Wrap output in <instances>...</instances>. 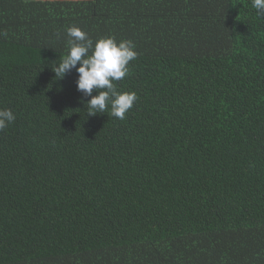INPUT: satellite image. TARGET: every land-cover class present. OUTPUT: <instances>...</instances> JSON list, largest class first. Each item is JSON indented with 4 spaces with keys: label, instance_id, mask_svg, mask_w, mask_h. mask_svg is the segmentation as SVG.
<instances>
[{
    "label": "trees",
    "instance_id": "16d2710c",
    "mask_svg": "<svg viewBox=\"0 0 264 264\" xmlns=\"http://www.w3.org/2000/svg\"><path fill=\"white\" fill-rule=\"evenodd\" d=\"M11 1L22 9L0 4V108L16 116L0 130V264H264V12L68 0L62 15L57 0ZM72 25L135 43L115 82L138 96L124 120L110 105L88 116L75 69L56 76Z\"/></svg>",
    "mask_w": 264,
    "mask_h": 264
},
{
    "label": "clouds",
    "instance_id": "9594fccd",
    "mask_svg": "<svg viewBox=\"0 0 264 264\" xmlns=\"http://www.w3.org/2000/svg\"><path fill=\"white\" fill-rule=\"evenodd\" d=\"M252 7L258 13L264 12V0H252ZM66 32L69 51L54 69L56 76L63 78L75 69L77 90L84 97H91L85 106L87 115L106 113L110 105V114L124 120L138 96L135 91H119L115 82L129 74L130 62L137 59L135 43L131 39L117 40L113 35L93 41L78 25L69 26ZM93 91L97 94L93 95ZM15 119L11 109L0 108V130Z\"/></svg>",
    "mask_w": 264,
    "mask_h": 264
},
{
    "label": "crops",
    "instance_id": "0c3cea01",
    "mask_svg": "<svg viewBox=\"0 0 264 264\" xmlns=\"http://www.w3.org/2000/svg\"><path fill=\"white\" fill-rule=\"evenodd\" d=\"M9 1H11V0H2V3H0L3 6V9L5 11H7L8 13H10V12L13 13L16 10L22 9V5L15 3V6H11V5H9ZM15 1H24V0H15ZM35 1H45V0H35ZM49 1H51V0H49ZM57 1L59 2V5L56 6V8H58V13L63 15V9H65V7H63V1H68V0H57ZM11 2H14V1H11Z\"/></svg>",
    "mask_w": 264,
    "mask_h": 264
}]
</instances>
